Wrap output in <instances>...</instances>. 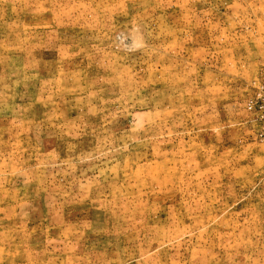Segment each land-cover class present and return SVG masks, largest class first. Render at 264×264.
Masks as SVG:
<instances>
[{
  "label": "rangeland",
  "instance_id": "1",
  "mask_svg": "<svg viewBox=\"0 0 264 264\" xmlns=\"http://www.w3.org/2000/svg\"><path fill=\"white\" fill-rule=\"evenodd\" d=\"M0 264H264V0H0Z\"/></svg>",
  "mask_w": 264,
  "mask_h": 264
}]
</instances>
